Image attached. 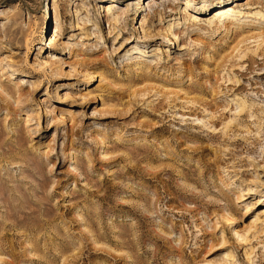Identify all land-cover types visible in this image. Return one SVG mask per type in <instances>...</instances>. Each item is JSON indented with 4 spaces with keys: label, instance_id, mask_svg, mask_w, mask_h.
<instances>
[{
    "label": "rangeland",
    "instance_id": "374dc122",
    "mask_svg": "<svg viewBox=\"0 0 264 264\" xmlns=\"http://www.w3.org/2000/svg\"><path fill=\"white\" fill-rule=\"evenodd\" d=\"M256 11L0 0V264H264Z\"/></svg>",
    "mask_w": 264,
    "mask_h": 264
},
{
    "label": "bare ground",
    "instance_id": "6f19581e",
    "mask_svg": "<svg viewBox=\"0 0 264 264\" xmlns=\"http://www.w3.org/2000/svg\"><path fill=\"white\" fill-rule=\"evenodd\" d=\"M98 4V5H97ZM100 4L99 3H96L95 4V7L98 11H100ZM227 8H229V6H222V7H219L217 8L214 12V18L213 20H216L217 22H225V20L229 17L228 14H230L229 12H232L233 11V7H230L229 9L230 10H226ZM53 10V20H55L57 18V15H58V12H57V9L54 8L52 9ZM106 11L109 10L110 11V8L109 7H106L105 9ZM105 11V12H106ZM234 12V11H233ZM235 13V12H234ZM232 14V13H231ZM216 15V16H215ZM256 18H263L264 19V15L260 12V11H256L254 14H253ZM2 69L5 71V67L3 66ZM0 95H1V98H3V100L7 101V102H10V99L12 98V95H10L9 91L3 87L0 83ZM13 99V98H12ZM14 102H16V100H13ZM248 189V188H247ZM248 193L252 192V189L249 188V190H247Z\"/></svg>",
    "mask_w": 264,
    "mask_h": 264
}]
</instances>
